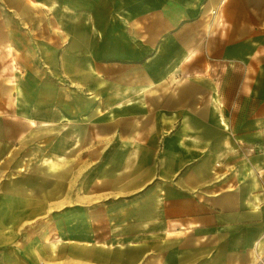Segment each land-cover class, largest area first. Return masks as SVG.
Returning a JSON list of instances; mask_svg holds the SVG:
<instances>
[{"label": "crops", "instance_id": "0c3cea01", "mask_svg": "<svg viewBox=\"0 0 264 264\" xmlns=\"http://www.w3.org/2000/svg\"><path fill=\"white\" fill-rule=\"evenodd\" d=\"M0 10V41L33 51L22 86L50 70L66 94L29 127L70 128L74 145L47 157L79 159L56 169L66 175L53 194L38 184L21 195L38 207L22 227L46 206L132 207L126 231L101 235L76 220L47 232L8 223L0 264H159L156 221L181 235L180 258L166 246L164 264L264 260V0H0ZM118 62L132 71L110 74Z\"/></svg>", "mask_w": 264, "mask_h": 264}, {"label": "rangeland", "instance_id": "374dc122", "mask_svg": "<svg viewBox=\"0 0 264 264\" xmlns=\"http://www.w3.org/2000/svg\"><path fill=\"white\" fill-rule=\"evenodd\" d=\"M17 42L24 43V41ZM20 47L23 46L20 45ZM24 47L33 50L26 45ZM49 49L51 47L42 46L39 52L45 56ZM32 52H26L24 57H20L14 46L0 41V227L9 223L8 228L11 230L13 226H16V229L18 226V229L23 228L25 231L43 229L47 232L52 228L57 230L69 228L70 222L76 220L78 229L95 230L100 235L112 226L122 223L125 226L123 230L126 231L129 223L122 220L127 215H131L132 207L123 206L119 200L112 201L106 206L94 204L92 207L76 206L64 210H55L53 205L46 206L45 220L22 227L21 216H25L29 210L35 212L38 207L35 204L27 205L26 201L21 204V195L36 196L35 188L38 184L44 187L40 194L46 196L53 194V183H60L66 175L55 173L56 169L79 163V159H65L59 162L53 157H47L63 152L74 145L70 140V128H54L52 125L29 127L28 118L40 122L45 118H52L54 111L49 108V103L56 101L59 96L61 99L66 97V94L54 92L53 89L60 82L55 77L56 73L51 74L53 71L50 70L47 73L40 69L33 70L35 76L30 77V83L25 82V86H22L27 72L22 69V66H32ZM132 64L131 62L112 63L108 70L110 74L115 71H132L130 69ZM234 80L239 78L235 76ZM37 101L42 102L39 108H36ZM74 149L79 150L78 146ZM40 153H43L45 157H41ZM77 166L72 170H79ZM74 173L71 177L75 176L74 178L78 180L82 178V174ZM21 187L29 189L25 191ZM90 215L96 220L91 226L87 220ZM151 225H154V231H152L150 244H156L158 251H161L157 255L158 263L165 262L163 252L166 246L175 247L172 260L176 262L180 258V255L176 253L177 246L181 242L180 232H176L174 228L176 225L168 227L167 223L162 221H156Z\"/></svg>", "mask_w": 264, "mask_h": 264}, {"label": "built area", "instance_id": "2783aa9c", "mask_svg": "<svg viewBox=\"0 0 264 264\" xmlns=\"http://www.w3.org/2000/svg\"><path fill=\"white\" fill-rule=\"evenodd\" d=\"M257 264H264V260L259 261V263H257Z\"/></svg>", "mask_w": 264, "mask_h": 264}, {"label": "bare ground", "instance_id": "6f19581e", "mask_svg": "<svg viewBox=\"0 0 264 264\" xmlns=\"http://www.w3.org/2000/svg\"><path fill=\"white\" fill-rule=\"evenodd\" d=\"M259 261H262V259H259V260L257 261V263H259ZM257 263H256V264H257Z\"/></svg>", "mask_w": 264, "mask_h": 264}]
</instances>
